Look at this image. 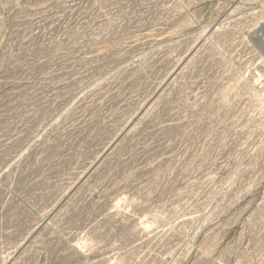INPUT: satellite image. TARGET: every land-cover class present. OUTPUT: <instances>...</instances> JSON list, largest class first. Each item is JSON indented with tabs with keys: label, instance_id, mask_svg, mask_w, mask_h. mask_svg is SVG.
I'll return each mask as SVG.
<instances>
[{
	"label": "rangeland",
	"instance_id": "1",
	"mask_svg": "<svg viewBox=\"0 0 264 264\" xmlns=\"http://www.w3.org/2000/svg\"><path fill=\"white\" fill-rule=\"evenodd\" d=\"M264 0H0V264H264Z\"/></svg>",
	"mask_w": 264,
	"mask_h": 264
},
{
	"label": "built area",
	"instance_id": "2",
	"mask_svg": "<svg viewBox=\"0 0 264 264\" xmlns=\"http://www.w3.org/2000/svg\"><path fill=\"white\" fill-rule=\"evenodd\" d=\"M262 6H263V8H264V1H263V5H262Z\"/></svg>",
	"mask_w": 264,
	"mask_h": 264
}]
</instances>
